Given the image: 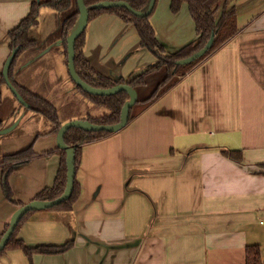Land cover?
<instances>
[{"label":"crops","instance_id":"crops-1","mask_svg":"<svg viewBox=\"0 0 264 264\" xmlns=\"http://www.w3.org/2000/svg\"><path fill=\"white\" fill-rule=\"evenodd\" d=\"M33 1L0 0V106L8 105L0 130L18 120L0 135V234L18 203L53 186L61 162L55 124L1 82L8 32ZM170 1L155 0L149 18L166 54L196 37L186 4L173 13ZM228 4L236 33L158 98L138 100L122 129L82 145L72 206L30 211L16 236L28 248L71 247L30 259L9 248L0 264H246L248 246L264 264V0ZM70 13L40 7L36 45L18 54L12 74L16 86L55 107L61 125L110 113L69 76L61 31ZM83 52L100 75L125 83L158 61L134 25L112 13L88 21ZM30 148L31 158L11 163L12 203L2 191L4 160ZM222 150L239 151L240 162Z\"/></svg>","mask_w":264,"mask_h":264},{"label":"trees","instance_id":"trees-1","mask_svg":"<svg viewBox=\"0 0 264 264\" xmlns=\"http://www.w3.org/2000/svg\"><path fill=\"white\" fill-rule=\"evenodd\" d=\"M85 6L88 9V21L95 18L102 13H112L120 17L126 23L134 25L137 34L140 39L142 47H146L156 58L157 63L150 69L142 72L140 75L125 83L122 80L112 81L98 72H96L84 58V31L76 38L74 44L75 57L74 66L76 73L84 82L91 87L106 89L113 87L117 84H128L135 90L141 89L146 85L147 76L150 72L159 70L164 72L163 79L155 86L152 92L141 102L149 103L158 98L164 91L170 88L179 78L185 76L198 62L209 55L212 51L218 48L222 43L227 41L236 33V13L234 6H229V0H171V11L176 13L179 11L182 4H186L188 14L193 22L196 37L187 45L183 46L179 50L166 54L164 47L158 42L154 28L150 23V15L145 17H138L130 13L123 7H110L100 8L98 4L103 1H124L130 4L132 8L138 11H146L149 0H83ZM47 7L59 12L71 10V13L65 18L62 23L61 39L64 47V54L67 62V47L66 38L68 33L73 29L78 19V8L76 0H34L30 6L27 15L20 21V23L12 30L8 32L9 47L12 51L17 48V52L11 62L8 70V77L12 85L16 88L18 93L22 96L24 101L29 104L30 108L55 124L50 133H57L61 126L59 123L56 109L46 100L39 96L29 93L13 83L12 74L14 68V62L18 54L26 49L32 48L36 45V38L34 36L35 29L39 23V9L40 7ZM214 34L213 43L209 50L195 61L186 65H176V61L190 56L194 52L201 49L209 40L210 35ZM4 83V79H1ZM75 88L79 92L89 98L94 104L107 108L110 113L103 115L99 118H84L82 120H88L96 124H116L120 121V111L124 103L129 99L128 94L125 91L118 92L110 96H97L86 93L81 90L75 83ZM138 103V99L135 104ZM134 104V105H135ZM134 105L129 110L128 120L131 118V113ZM111 133L106 131L89 132L78 128L71 127L64 134V142L67 146L74 148L75 153V169L79 162L80 152L82 145L101 139ZM61 155V162L58 169V173L54 184L51 188L45 189L40 192L33 200L50 201L58 198L65 189L66 184V154L64 150H59ZM222 154L236 162H240L241 154L237 150H222ZM33 156L31 148L24 152L15 154L13 156H7L4 160L7 165L2 169V191L5 198L15 203L11 197V190L8 185V177L12 171V161L18 159H29ZM3 162V163H4ZM264 166V164H263ZM77 186L74 180L73 190L69 199L61 202L53 208L67 209L72 206L77 197ZM23 204L18 203V206ZM30 212L24 214L18 221L12 235L10 236L6 246L0 252L2 253L6 249L15 248L21 249L26 256L30 259V256L34 253L42 254H57L64 253L71 247V242H66L61 246H36L32 248L25 247L24 244L16 239L17 232L21 224L26 220L27 215ZM6 226L5 230L7 229ZM4 230V232H5ZM0 234V238L3 233ZM246 264H261L260 254L257 246H248L246 248Z\"/></svg>","mask_w":264,"mask_h":264},{"label":"water","instance_id":"water-1","mask_svg":"<svg viewBox=\"0 0 264 264\" xmlns=\"http://www.w3.org/2000/svg\"><path fill=\"white\" fill-rule=\"evenodd\" d=\"M76 2H77V8L79 12L78 19L73 29L68 33V36L66 38L67 69H68L70 78L75 83V85H77L81 90L85 91L88 94L97 95V96H110L118 92L125 91L128 94L129 99L122 106L121 111H120V121L116 124L103 125V124L92 123L88 120L78 119V120L67 121L60 126L56 134V146L58 149L64 150L66 154L65 189L63 193L54 200H50V201L32 200L24 204L23 206L17 208L10 218L7 229L5 230L2 237L0 238V252L6 246L18 221L24 214H26L29 211L42 210V209L54 207L60 204L61 202L69 199V197L71 196L73 185H74V177H75V153H74V148L67 146L64 142L63 137H64L65 132L69 128L74 127V128H78V129L89 131V132L106 131L109 133H115L126 125L128 121L129 110L137 101L136 90L132 88L131 86H129L128 84H117L113 87L106 88V89L95 88V87H91L86 82H84L82 79H80V77L76 73L75 66H74V57H75L74 44H75L76 38L85 30L87 23H88V9L85 6L84 1L76 0ZM154 5H155V0H149L147 9L144 12L135 10L134 8L130 6V4L124 1H103L98 4V7L100 8L123 7L135 16L145 17L151 13V11L154 8ZM213 38H214V34L212 33L210 35L209 40L206 42V44L201 49L194 52L188 57H185L183 59L176 61V65H186V64H189L195 61L199 57L203 56L211 47L213 43ZM17 50H18L17 48L13 49L10 52L9 56L7 57L4 63L3 69H2V77L4 79L6 86L9 88V90L15 96V98L22 105H24L25 107H28L29 105L24 101L22 96L18 93V91L12 85L8 77V70H9L11 62ZM17 124H18V120L14 122L11 126L5 129H1L0 135H4L10 132L13 128H15Z\"/></svg>","mask_w":264,"mask_h":264},{"label":"rangeland","instance_id":"rangeland-1","mask_svg":"<svg viewBox=\"0 0 264 264\" xmlns=\"http://www.w3.org/2000/svg\"><path fill=\"white\" fill-rule=\"evenodd\" d=\"M63 13V12H62ZM164 77V72L161 70H157L153 73V75L151 76V81L147 83V86L145 87H142L141 89L138 90L137 92V97H138V100H144L145 97H147L151 92L152 90L155 88V86L157 85L158 82H160ZM7 104H4L3 106H0V118H2L4 115V113L7 111ZM33 116L34 115V118L36 119H39V116H35L37 114L31 112L30 116ZM21 116V115H19ZM18 116V118H19ZM72 121V120H71ZM38 124L40 125L39 121H38ZM41 126V125H40ZM22 204V203H21ZM24 205V204H23ZM22 205V206H23ZM18 206V205H17ZM21 207V206H18V208ZM30 212V211H29ZM8 225V223L6 224V226ZM6 228V227H5ZM5 230V229H4ZM4 232V231H3Z\"/></svg>","mask_w":264,"mask_h":264}]
</instances>
